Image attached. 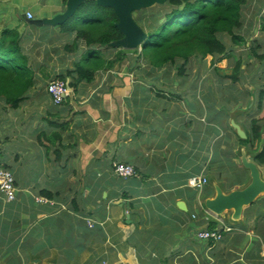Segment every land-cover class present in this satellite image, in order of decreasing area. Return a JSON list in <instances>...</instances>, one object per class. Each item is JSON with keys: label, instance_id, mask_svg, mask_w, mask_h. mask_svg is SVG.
<instances>
[{"label": "crops", "instance_id": "obj_1", "mask_svg": "<svg viewBox=\"0 0 264 264\" xmlns=\"http://www.w3.org/2000/svg\"><path fill=\"white\" fill-rule=\"evenodd\" d=\"M66 2L0 0V31L20 32L37 82L19 109L0 104V164L12 171L18 191L13 203L0 193V264H264V196L245 208L240 222L231 213L223 217L233 231L221 241L198 236L224 228L206 214L215 185L225 193L246 187L251 175L241 151L257 163L264 146V122L254 150L232 126L247 139L253 134L246 121L252 115H235L233 105L237 99L252 109L264 89L256 59L245 58L258 73L257 86L229 79L233 56L217 63L194 58L197 68L180 71L183 64L153 68L134 51L93 82L76 85L85 44L74 50L75 33L27 22L28 13L34 19L62 13ZM262 18L264 0H250L239 30L250 44L254 26L255 35L263 33ZM119 51L108 50L107 59ZM55 79L72 89L60 107L46 90ZM115 163L133 166L137 176L118 177ZM195 177L208 180L202 192L189 186Z\"/></svg>", "mask_w": 264, "mask_h": 264}, {"label": "trees", "instance_id": "obj_2", "mask_svg": "<svg viewBox=\"0 0 264 264\" xmlns=\"http://www.w3.org/2000/svg\"><path fill=\"white\" fill-rule=\"evenodd\" d=\"M249 2L250 0H166L163 5L135 13V20L139 25L147 15L158 19L160 24L152 32H147L141 26L148 39L141 53L136 50L133 54L156 69L183 64L179 66L180 71L185 69L191 58L205 60L212 56L213 63H217L233 56L231 58L235 66L229 79L234 83L246 79L257 86V74L264 77V44L261 43L258 47L255 44H259V41L253 42L254 45L249 44L239 31L243 26V14ZM262 20L264 33V18ZM117 22L118 18L111 9L101 7L95 2H87L74 18L61 26L63 33L76 35L72 49L77 50L80 43H84L87 49L85 57L74 71L77 75L76 85L93 82L98 72L112 69L124 60L127 53L124 50L118 52L114 61L106 57L108 50L113 49L109 45L122 38L116 27ZM228 40H231L230 43ZM21 42L22 37L17 29L5 28L0 31V104H5L10 110L19 109L27 95L37 86L30 59ZM247 45H252L250 54L259 66V72L255 75L252 74V68L247 64L249 60L245 59L244 53L239 58L234 54V46L243 48ZM250 58L249 56L248 59ZM213 69L221 71L216 66ZM255 93L249 94L255 96ZM259 95L255 97L252 109H242L245 105L237 99L233 105L238 109L235 115L248 118L249 114L252 115L246 121H251L253 134L241 142L246 146L251 144L253 150L257 143L262 142L260 123L264 122V89ZM255 158L257 163L264 165V146ZM43 195L50 200L55 198L50 192ZM98 229H101L100 226H95L93 230Z\"/></svg>", "mask_w": 264, "mask_h": 264}, {"label": "water", "instance_id": "obj_3", "mask_svg": "<svg viewBox=\"0 0 264 264\" xmlns=\"http://www.w3.org/2000/svg\"><path fill=\"white\" fill-rule=\"evenodd\" d=\"M66 9L62 13L52 18L33 19L27 22L37 27H60L67 21L74 18L77 11L87 2H95L99 6L111 9L117 16V29L122 38L112 42L109 46L124 51H136L142 49L148 36L146 31L135 20V13L163 5L166 0H66ZM232 126L242 139H247L246 133L236 123ZM241 162L243 167L249 171L251 182L243 189H237L230 193H225L223 188L216 184V197L205 200L206 209L212 214L223 217L232 214L234 222H240L245 208L253 205L260 197L264 196V174L259 165L249 159L246 148L241 151ZM129 218V216H128Z\"/></svg>", "mask_w": 264, "mask_h": 264}, {"label": "built area", "instance_id": "obj_4", "mask_svg": "<svg viewBox=\"0 0 264 264\" xmlns=\"http://www.w3.org/2000/svg\"><path fill=\"white\" fill-rule=\"evenodd\" d=\"M27 17L29 20H33L34 16L32 13H28ZM47 93L50 96L51 102L55 107H60L64 102L72 96V89L69 87L66 81L55 79L47 85ZM114 174L120 178H132L136 177L137 173L133 166L126 164H114ZM208 184V180L202 177H195L189 181V186L200 192L203 191L204 187ZM0 193L5 197L8 203H13L17 200V187L14 174L9 169L5 168L0 164ZM40 202L47 203L48 200L39 198ZM207 215H213L223 225V229H207L199 233V238L202 240L218 242L223 239L225 232H231L233 229L225 225L224 221L209 212L206 209ZM90 227H94V223L89 222Z\"/></svg>", "mask_w": 264, "mask_h": 264}, {"label": "rangeland", "instance_id": "obj_5", "mask_svg": "<svg viewBox=\"0 0 264 264\" xmlns=\"http://www.w3.org/2000/svg\"><path fill=\"white\" fill-rule=\"evenodd\" d=\"M163 11H164V13H165V10L163 9ZM164 13H161V14H164ZM159 24H160V22L158 21V19H156L155 17H152V16H150V15H147V18H145V20L143 19L142 21H141V23H140V26H142L143 28H145V30H147V32H152V31H154V30H156V29H158V27H159ZM255 26L253 27V29H251V31L249 32V36H252V42L254 41V42H256V41H259V44H258V42L255 44V46L256 47H258V45H260L261 43H263L264 44V35H263V33L261 34V32L259 31V34H256L255 35ZM258 36V37H257ZM230 41L231 40H228V43H230ZM251 42V43H252ZM249 44H250V41H249ZM253 45H254V43H252ZM252 45H247L246 47H243V48H238V46H236L235 47V50L238 48V50H239V52H238V54H240V55H242L243 53V56H246V58L248 59V57L250 56L251 58L250 59H252L253 57H252V55L250 54V47H251ZM237 50V51H238ZM241 50H242V52H241ZM261 50H263V49H261ZM141 51L142 50H138V52L139 53H141ZM239 55V56H240ZM241 57V56H240ZM239 58V57H238ZM244 58V57H243ZM208 59H209V57H208ZM249 59V60H250ZM254 59V58H253ZM198 62V60H194V58H191V62H189L186 66H185V70H188L189 69V65L191 64V67H194V68H197V63ZM199 66H200V64L198 65V68H199ZM203 67V66H202ZM202 67H200V69H202ZM197 70H199V69H197ZM231 71V70H230ZM239 88L238 89H240V91L241 92H243V89H244V87L242 86V85H239L238 86ZM247 87H250V85H247ZM231 95V93H226V97H229ZM224 97V96H223ZM237 97V94H233V99L234 98H236ZM220 101H222V97L220 96Z\"/></svg>", "mask_w": 264, "mask_h": 264}, {"label": "clouds", "instance_id": "obj_6", "mask_svg": "<svg viewBox=\"0 0 264 264\" xmlns=\"http://www.w3.org/2000/svg\"><path fill=\"white\" fill-rule=\"evenodd\" d=\"M140 50H142V49H140Z\"/></svg>", "mask_w": 264, "mask_h": 264}]
</instances>
